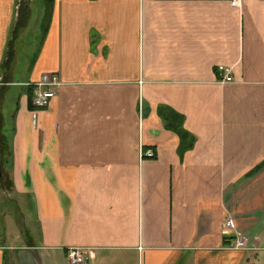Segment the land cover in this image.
<instances>
[{"label": "crops", "instance_id": "1", "mask_svg": "<svg viewBox=\"0 0 264 264\" xmlns=\"http://www.w3.org/2000/svg\"><path fill=\"white\" fill-rule=\"evenodd\" d=\"M232 2L0 0V264H260L264 0Z\"/></svg>", "mask_w": 264, "mask_h": 264}, {"label": "built area", "instance_id": "2", "mask_svg": "<svg viewBox=\"0 0 264 264\" xmlns=\"http://www.w3.org/2000/svg\"><path fill=\"white\" fill-rule=\"evenodd\" d=\"M234 7L241 8L242 0H233ZM218 74L223 84H232L234 82L233 69L227 67H219ZM62 86L60 78L57 75H45L43 80L34 86V106L38 110L49 107L50 102L57 95L58 89ZM155 159L156 155L153 151H142V159ZM226 229L234 232V224L232 220L226 223ZM250 238L247 235L235 234L234 249L245 251L249 248ZM67 259L69 264H90L93 256L90 252L82 249H71L68 251Z\"/></svg>", "mask_w": 264, "mask_h": 264}, {"label": "rangeland", "instance_id": "3", "mask_svg": "<svg viewBox=\"0 0 264 264\" xmlns=\"http://www.w3.org/2000/svg\"><path fill=\"white\" fill-rule=\"evenodd\" d=\"M260 264H264V259L259 260Z\"/></svg>", "mask_w": 264, "mask_h": 264}, {"label": "trees", "instance_id": "4", "mask_svg": "<svg viewBox=\"0 0 264 264\" xmlns=\"http://www.w3.org/2000/svg\"><path fill=\"white\" fill-rule=\"evenodd\" d=\"M170 125H172V124H170ZM173 128H174V130H176V127L175 126H172Z\"/></svg>", "mask_w": 264, "mask_h": 264}]
</instances>
